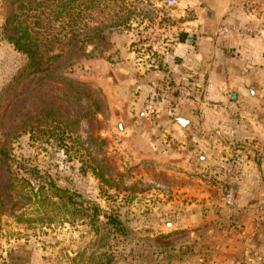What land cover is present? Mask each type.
<instances>
[{
	"label": "crops",
	"instance_id": "1",
	"mask_svg": "<svg viewBox=\"0 0 264 264\" xmlns=\"http://www.w3.org/2000/svg\"><path fill=\"white\" fill-rule=\"evenodd\" d=\"M262 2L250 13L241 0H176L167 6L171 37L157 50L155 44L146 51L115 46L111 61L89 59L88 79L108 103L107 133L117 131L130 159L146 167L139 172L144 181L157 170L170 181L152 174L153 185L170 190V198L142 216L154 232V261L125 264H262L250 260L251 248L264 253V224L254 228L255 207L264 203ZM227 25L254 32L219 34ZM154 92L159 104L148 116L145 103ZM230 156L236 173L226 177L221 167ZM227 187L232 209L223 198Z\"/></svg>",
	"mask_w": 264,
	"mask_h": 264
},
{
	"label": "rangeland",
	"instance_id": "2",
	"mask_svg": "<svg viewBox=\"0 0 264 264\" xmlns=\"http://www.w3.org/2000/svg\"><path fill=\"white\" fill-rule=\"evenodd\" d=\"M97 5L107 8L106 12H119V20L123 23L111 29V48L100 55V51L88 47V56L80 58L68 75L99 87L88 79L90 58L103 57L111 61L112 53L109 52L115 46L119 47L116 50L126 52L128 49L139 51L143 46L146 51L149 44H155L157 50V44L160 46L170 39L171 22L166 15L168 7L158 4L157 0H98ZM4 11L5 2L0 0V92L25 62V56L2 36ZM125 17H128L126 22ZM108 112L104 117L99 116L101 127L97 131L99 136L106 138L104 144L86 142L84 131L87 126L84 123L71 139H67V148L52 140L36 141L29 133L10 139L8 146L13 168L17 162L21 163L20 175L30 177L35 186L51 179L67 188L72 192L80 213H84L75 217L64 213L48 214L50 211L45 213L29 206L22 210L24 215L21 219L25 221L20 223L12 216H1L0 264H94L88 256L99 246L111 252V264H125L127 259L154 261L152 252L157 250L154 232L142 216L153 212V204L158 206L170 198V190L153 185L152 174L164 183L170 182L169 176L157 170L156 173L148 172L150 181L139 177V172L146 167L130 159L131 151L116 138L119 136L117 131L110 135L107 133ZM3 138L0 132V140ZM73 138L83 142L87 151L80 149L78 141L72 142ZM95 160H101L108 166V184L92 173L90 166ZM156 189H160L161 197H158ZM94 208L98 209L99 216L91 224L90 215ZM109 216L120 222L121 231H113L107 223ZM146 225L150 227L146 228Z\"/></svg>",
	"mask_w": 264,
	"mask_h": 264
},
{
	"label": "trees",
	"instance_id": "3",
	"mask_svg": "<svg viewBox=\"0 0 264 264\" xmlns=\"http://www.w3.org/2000/svg\"><path fill=\"white\" fill-rule=\"evenodd\" d=\"M4 2L2 36L25 56V62L0 92V132L5 137L0 140V217L12 216L20 223L25 221L21 219L22 210L29 206L50 211L48 214L75 217L84 212L80 213L72 192L51 179L35 186L30 177L21 176L23 167L17 162L13 168L8 143L11 138L29 133L36 141L52 140L67 148V141L82 123L87 126L86 142L105 143L106 138L97 133L101 127L99 116L104 117L108 111L102 90L71 78L68 72L80 58L88 56V47L100 51V55L111 48V29L120 27L123 20H119V12H106L104 6H96L98 0ZM72 142L87 151L80 140L73 138ZM90 167L99 180L109 183V168L101 160ZM98 216V209H92L91 224ZM107 223L114 232L123 229L111 216ZM88 258L94 264H111L113 255L99 246Z\"/></svg>",
	"mask_w": 264,
	"mask_h": 264
},
{
	"label": "built area",
	"instance_id": "4",
	"mask_svg": "<svg viewBox=\"0 0 264 264\" xmlns=\"http://www.w3.org/2000/svg\"><path fill=\"white\" fill-rule=\"evenodd\" d=\"M262 0H241V6L247 10L250 13H256L258 11H260L261 5H262ZM176 4V0H166L165 1V5L167 6H174ZM239 30V31H244L247 33H252L254 32V28L252 26H242V27H232V26H223L221 28L218 29V33L223 35L226 34L230 31L233 30ZM145 46H143V50H145L144 48ZM163 53L165 55H168L170 52L168 51V49H164ZM156 59V57H155ZM191 79H195V74H192ZM159 104V98L157 96V93H151L145 103V112L148 116H154V113L156 111V107ZM221 173L226 176V177H232L235 175L236 173V162L234 160V157L230 156L229 158H227L222 167H221ZM224 202L226 205H228L231 209L234 208L235 206V202H234V196H233V192L230 189V187H227L224 189ZM256 212H258V214L256 215V219H255V223H254V228L258 229L260 228L263 224H264V203H259L256 205L255 207ZM235 225V224H234ZM236 227V225H235ZM251 255H250V260H255L257 262H260L262 264H264V254H262V252H260L259 250L255 249V248H251L250 250Z\"/></svg>",
	"mask_w": 264,
	"mask_h": 264
},
{
	"label": "water",
	"instance_id": "5",
	"mask_svg": "<svg viewBox=\"0 0 264 264\" xmlns=\"http://www.w3.org/2000/svg\"><path fill=\"white\" fill-rule=\"evenodd\" d=\"M177 123L180 124L181 126L186 124V120L183 118H177L176 119Z\"/></svg>",
	"mask_w": 264,
	"mask_h": 264
}]
</instances>
